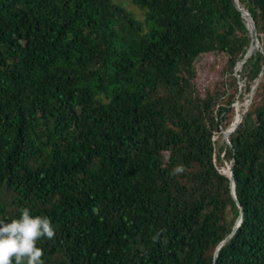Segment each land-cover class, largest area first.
<instances>
[{"label": "trees", "instance_id": "obj_1", "mask_svg": "<svg viewBox=\"0 0 264 264\" xmlns=\"http://www.w3.org/2000/svg\"><path fill=\"white\" fill-rule=\"evenodd\" d=\"M130 1L0 0V219L50 217L45 264H264V0L240 71L233 0Z\"/></svg>", "mask_w": 264, "mask_h": 264}, {"label": "clouds", "instance_id": "obj_2", "mask_svg": "<svg viewBox=\"0 0 264 264\" xmlns=\"http://www.w3.org/2000/svg\"><path fill=\"white\" fill-rule=\"evenodd\" d=\"M183 170L177 166L175 172ZM55 234L50 217L33 215L29 207L20 208L16 218L0 219V264H45L38 242L53 240Z\"/></svg>", "mask_w": 264, "mask_h": 264}, {"label": "rangeland", "instance_id": "obj_3", "mask_svg": "<svg viewBox=\"0 0 264 264\" xmlns=\"http://www.w3.org/2000/svg\"><path fill=\"white\" fill-rule=\"evenodd\" d=\"M117 4L123 6L128 12H130L134 18L140 22H144L146 18V11L136 8L132 5L130 0H114ZM145 17V18H144ZM224 59L219 55L204 56L197 63L198 81L199 86L204 89H214L220 86L223 82V70ZM247 104L243 102L241 104L236 103L235 107L240 110Z\"/></svg>", "mask_w": 264, "mask_h": 264}, {"label": "water", "instance_id": "obj_4", "mask_svg": "<svg viewBox=\"0 0 264 264\" xmlns=\"http://www.w3.org/2000/svg\"><path fill=\"white\" fill-rule=\"evenodd\" d=\"M233 3H234L235 8L240 12L242 18L246 22V27L248 29V32H249V35H250V39H251L250 47H249L246 55L244 56L243 60L241 61V63L237 67V71H240L242 66L244 65V63L247 61V59L252 55V53L259 46V40H258L257 34H256V25H255L251 15L247 11H245L243 8H241V6L239 4V0H233ZM239 84H240V87H242V84L241 83H239ZM253 92H254V89L250 93V98H249L248 102H250L251 97L253 96ZM238 122H239V119L237 118L236 119V123H238ZM235 127L236 126H234L230 132H227V133L224 134V139L228 138L229 134L235 129ZM222 173L229 177L230 183H231V188H232V195H233V198L236 199V196H235V184H234L233 174H232L231 170L227 171V170L224 169L222 171ZM240 220L241 219L238 220V222L235 225L232 233L226 238L225 241H227L231 237V235L233 234V232L237 228L238 224L240 223ZM223 243L221 245H223Z\"/></svg>", "mask_w": 264, "mask_h": 264}]
</instances>
